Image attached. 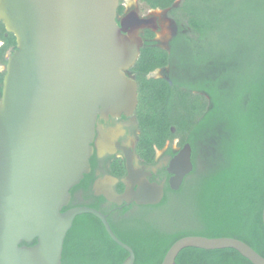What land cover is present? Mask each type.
Masks as SVG:
<instances>
[{
	"label": "water",
	"instance_id": "95a60500",
	"mask_svg": "<svg viewBox=\"0 0 264 264\" xmlns=\"http://www.w3.org/2000/svg\"><path fill=\"white\" fill-rule=\"evenodd\" d=\"M120 6L121 0H0V22L16 39L0 99V264H62L66 237L86 214L129 254L122 264H135L134 250L104 214L87 207L63 211L71 189L91 171L98 117L130 116L138 104L128 72L144 47L141 33L157 31L159 10L152 18L137 9L120 16ZM193 169L187 143L172 160L171 188L178 190ZM116 182L110 176L99 180L96 194L143 205H157L164 196L163 185L144 175L138 191L117 195ZM262 219L264 224V208ZM187 248L233 249L252 264H264L242 240L203 236L175 241L162 264H176Z\"/></svg>",
	"mask_w": 264,
	"mask_h": 264
},
{
	"label": "trees",
	"instance_id": "16d2710c",
	"mask_svg": "<svg viewBox=\"0 0 264 264\" xmlns=\"http://www.w3.org/2000/svg\"><path fill=\"white\" fill-rule=\"evenodd\" d=\"M139 1L149 9L166 10L177 0ZM189 1L185 11L196 38L184 35L186 51L180 55L179 66L185 78L173 80L172 84L165 79H147L148 74L168 66L172 60L166 50L149 43L142 48L134 67L143 81V114L139 112L143 151L146 159L152 161L156 148L162 149L168 141L179 138L180 146H192L196 160L207 149L210 156L203 159L202 168L178 192L179 209L165 212V201L161 205L170 218L187 214L185 219L194 226L174 235L143 233V242L124 239L136 253L143 252L136 264H160L173 243L184 236L236 238L264 257V0H253V12L245 18L255 26L249 39L254 41L256 52L254 60L239 71L241 85L231 100L224 71L214 81L202 76L213 61L202 44L212 27L203 13L186 9ZM122 13L120 6L119 14ZM6 33L0 22V38L6 41L0 50V63L5 66L6 51L10 47L16 49L15 37L8 34L5 38ZM4 75L5 72L0 73V96ZM127 256L100 220L86 214L76 218L66 237L62 264H122ZM176 264L252 263L233 249L187 248L179 254Z\"/></svg>",
	"mask_w": 264,
	"mask_h": 264
},
{
	"label": "flooded vegetation",
	"instance_id": "af4514ba",
	"mask_svg": "<svg viewBox=\"0 0 264 264\" xmlns=\"http://www.w3.org/2000/svg\"><path fill=\"white\" fill-rule=\"evenodd\" d=\"M186 1L187 0H182L180 5L183 10H185ZM193 2L194 0H190L189 3L187 2V10L193 6ZM141 4L143 3L139 0H121L123 13L119 15L123 16L137 9L142 18L154 17L151 13L153 9H148L147 15L141 14ZM175 7L176 6H173L166 10H156H159V13L165 11L172 12ZM157 23L158 28L156 32L145 30L141 33V36L144 39V46L149 43L152 46L166 50L172 55V60L168 66L155 70L148 74L146 78L155 80L165 79L172 84L173 80H180L186 76L182 75L184 72L179 68L180 55L186 51L187 43L185 42V34L182 32L175 33L169 39L168 47L164 48L160 45L161 41L158 38L162 33V26L160 25L158 16ZM4 36L5 38H8L9 35L6 33ZM174 42L175 44L173 45ZM5 44L6 41L0 38V50H2ZM14 50V47H10L6 51L5 58L7 59ZM0 65L5 68V65L1 63ZM223 68V63L210 61L209 66L206 67L202 76L208 81L217 80L219 78L218 75L224 70ZM0 73L4 72L0 71ZM128 73L129 77L137 84V107L134 113L130 116H125L123 114L121 116L110 115L107 118L102 116L98 117L95 136L92 143L94 152L90 159L91 171L89 174L85 175L84 179L78 185L71 189V200L63 211L77 207L94 209L107 217L113 232L122 242L125 241L124 239L143 242V233H165L167 235H174L179 231L187 229L188 227L186 228L185 225L194 226V223L188 219H182L180 217L170 218L163 213L161 205L165 201V204L162 205L165 212L172 209L175 210L178 203V192L185 184L191 181L195 177V173L201 169L199 168L198 163L203 166V159L210 156V149H207L205 153L200 154V162L198 163H196L197 160L194 158L192 149V162L194 169L185 177L180 188L178 190H173L170 184V180L174 177V174L170 171L171 163L185 144L180 146V140H178L177 146H179V148L176 149L172 146L174 141H168L162 149L156 148L152 161L146 159L143 151V125L139 114L140 111H142L143 114V81L139 78L134 68ZM205 97L210 101L209 95L206 94ZM212 141L215 140L212 139L211 142ZM99 149L103 152L102 155H100ZM129 165L132 173L129 172ZM143 175L150 183L163 185L164 196L159 204H138L133 198H131L129 202L118 204L109 201L103 195L96 194L95 184L107 176L117 179V182L113 186L117 195L130 192L131 189L138 191L143 184ZM127 245L133 249L130 244ZM134 253L136 259L138 257H143V252H139L138 254L134 251ZM163 259L160 264H162Z\"/></svg>",
	"mask_w": 264,
	"mask_h": 264
},
{
	"label": "rangeland",
	"instance_id": "374dc122",
	"mask_svg": "<svg viewBox=\"0 0 264 264\" xmlns=\"http://www.w3.org/2000/svg\"><path fill=\"white\" fill-rule=\"evenodd\" d=\"M181 3L182 0H177L174 5L176 7L172 12L157 13L162 26V33L158 38L161 41L160 45L164 48L168 47L169 39L177 32L196 38L188 25L186 11L180 7ZM252 6L253 0H194L193 6L190 8L193 12L203 13L206 20L210 22L212 32L202 44L207 48L208 55L213 61L224 63L225 74L223 77L230 89L228 100L234 98L240 88L239 71L254 60L256 52L254 41L249 38L255 32V26L251 23L252 21H245L246 16L248 17L249 13L253 12ZM140 7L141 14L147 15L149 8L144 4H141ZM183 54L185 55V53ZM179 68L183 70L180 66ZM206 100L208 99L206 98ZM173 109L176 110L175 107ZM172 131L175 132V128H172ZM178 140L180 139H175L172 144L176 149L179 148ZM197 162H200L199 157ZM198 164L199 168H202V164ZM176 209L178 210L179 207ZM180 218H188V215L182 214ZM191 226L185 225L186 228Z\"/></svg>",
	"mask_w": 264,
	"mask_h": 264
},
{
	"label": "built area",
	"instance_id": "2783aa9c",
	"mask_svg": "<svg viewBox=\"0 0 264 264\" xmlns=\"http://www.w3.org/2000/svg\"><path fill=\"white\" fill-rule=\"evenodd\" d=\"M0 71H1V72H4V71H5V68L2 67L1 65H0Z\"/></svg>",
	"mask_w": 264,
	"mask_h": 264
},
{
	"label": "bare ground",
	"instance_id": "6f19581e",
	"mask_svg": "<svg viewBox=\"0 0 264 264\" xmlns=\"http://www.w3.org/2000/svg\"><path fill=\"white\" fill-rule=\"evenodd\" d=\"M131 1H133V0H131ZM173 175V174H172Z\"/></svg>",
	"mask_w": 264,
	"mask_h": 264
}]
</instances>
